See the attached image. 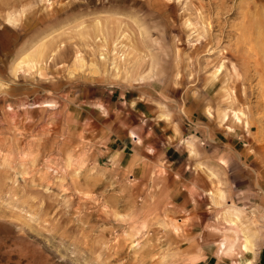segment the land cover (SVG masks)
Listing matches in <instances>:
<instances>
[{
  "label": "rangeland",
  "instance_id": "obj_1",
  "mask_svg": "<svg viewBox=\"0 0 264 264\" xmlns=\"http://www.w3.org/2000/svg\"><path fill=\"white\" fill-rule=\"evenodd\" d=\"M135 102L161 123L178 116L183 140L190 107L216 138L243 137L245 160L195 164L211 187L197 220L152 185L154 170L98 157ZM212 253L264 264V0H0V264Z\"/></svg>",
  "mask_w": 264,
  "mask_h": 264
},
{
  "label": "crops",
  "instance_id": "obj_2",
  "mask_svg": "<svg viewBox=\"0 0 264 264\" xmlns=\"http://www.w3.org/2000/svg\"><path fill=\"white\" fill-rule=\"evenodd\" d=\"M116 94L113 91L112 96L114 97ZM135 105L137 107L130 109L131 111L128 113L118 112L117 116H113L111 130L108 134L106 133L105 139L102 140V145L98 147V157L120 165L124 162H129L125 168L143 164L154 170L156 178L152 180V185L159 184L162 192L173 193L174 196L172 198L176 202V207L181 208V212L189 214L190 222L193 219L197 220V216L191 212L198 208H205L203 209L204 213L208 211L209 204H205V201L211 187L204 174H197L194 171L195 164L206 163V166H211L210 160L215 161V159L223 157L224 160H229V165H231L233 150L235 154H239V152L242 154L244 150H240L241 145L245 144L243 137H232L229 133L224 135L225 132L221 131L223 136L216 138L217 133L211 131L210 127H205V122L199 119L201 117L199 114L203 115L204 112L200 111L197 113L190 107V113L186 115L187 120L182 119V122L188 121L186 124L189 127L190 136L183 140L180 136L174 137L171 135L172 130H176L172 125L174 123H178L177 129L183 131V124L176 121L178 116L172 117L173 122L171 124L161 123L152 117L154 110L150 105L146 103L139 104L138 102H135ZM109 111L111 110H108V113H110ZM198 133L202 135L200 136L202 139L198 137ZM221 133L219 134L221 135ZM195 138L199 139L198 142L201 145H198L197 141H193ZM187 143H189V146ZM243 156L245 155H241V160H245L246 157ZM198 217L200 216L198 215ZM235 217L236 220H239V216ZM236 220H232L230 223L236 226V230H232L237 234V230L238 233L241 231H239ZM229 236L227 234L221 240V254L232 255L231 252L234 251L237 245V235L235 238ZM246 239L249 241L248 238ZM223 242H226L225 246L222 245ZM244 249L251 251L248 243L244 245ZM220 256L218 253H212L205 263L209 264L210 261L214 260L218 264H221V262L241 264L237 258L235 260L234 258H229L228 260ZM260 262V257H257L256 264Z\"/></svg>",
  "mask_w": 264,
  "mask_h": 264
},
{
  "label": "bare ground",
  "instance_id": "obj_3",
  "mask_svg": "<svg viewBox=\"0 0 264 264\" xmlns=\"http://www.w3.org/2000/svg\"><path fill=\"white\" fill-rule=\"evenodd\" d=\"M239 11V10H238ZM218 14V13H217ZM219 20V19H218ZM207 40V39H206ZM203 46V45H202ZM205 46V45H204ZM223 246H225L226 245V242H223V244H222ZM227 251V250H226Z\"/></svg>",
  "mask_w": 264,
  "mask_h": 264
}]
</instances>
